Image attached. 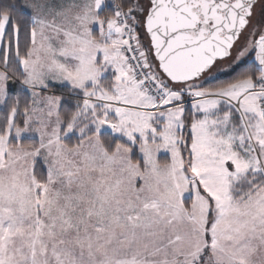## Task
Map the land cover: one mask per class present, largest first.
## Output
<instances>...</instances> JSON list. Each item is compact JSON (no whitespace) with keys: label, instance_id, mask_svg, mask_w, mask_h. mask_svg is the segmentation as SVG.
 <instances>
[{"label":"snow or ice","instance_id":"6c2138e0","mask_svg":"<svg viewBox=\"0 0 264 264\" xmlns=\"http://www.w3.org/2000/svg\"><path fill=\"white\" fill-rule=\"evenodd\" d=\"M0 264H264V0H0Z\"/></svg>","mask_w":264,"mask_h":264}]
</instances>
